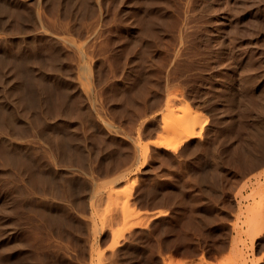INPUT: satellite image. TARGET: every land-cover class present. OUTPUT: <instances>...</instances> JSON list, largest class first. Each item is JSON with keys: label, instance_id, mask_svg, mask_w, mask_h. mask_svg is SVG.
<instances>
[{"label": "rangeland", "instance_id": "obj_1", "mask_svg": "<svg viewBox=\"0 0 264 264\" xmlns=\"http://www.w3.org/2000/svg\"><path fill=\"white\" fill-rule=\"evenodd\" d=\"M0 3V109L21 118L1 135L54 179L26 154L9 177L0 159L8 242L28 235L32 264H264V234L252 250L246 232L264 163L244 155L264 123V0ZM182 112L200 118L183 144L162 129Z\"/></svg>", "mask_w": 264, "mask_h": 264}, {"label": "bare ground", "instance_id": "obj_2", "mask_svg": "<svg viewBox=\"0 0 264 264\" xmlns=\"http://www.w3.org/2000/svg\"><path fill=\"white\" fill-rule=\"evenodd\" d=\"M11 7L9 8L7 5H3L0 3V22H3L4 18L6 17L7 12L9 10H11ZM37 14L39 15V12H37ZM39 16H37L38 19H40L42 17V16L41 17H39ZM62 40H63L62 42L64 44H66V46L71 47L76 52H78L81 61L85 60L84 59L85 54H83V51L79 45H77L74 41H71L70 39L65 38V37H63ZM84 63H85V61H84ZM81 67H83V65ZM84 69H86V68H84ZM87 77L88 76L86 75V70H83L82 73H80L79 81H80L81 86L83 87L82 90H84L85 94L88 97V96H91L90 94H91L92 90L90 89L91 86L89 85L90 83H88L89 81H88ZM251 95H253V94H251ZM4 97H2V98H4ZM178 98H179L178 96L174 95L173 97H171L169 99V102L172 103L171 108H173L172 111H170L171 113H174L173 111H174L175 107H177V109H178L177 103H179V105H180V102H182V100L178 99ZM0 105H2V103ZM6 105H7V103H6ZM182 106H183V104H182ZM256 106H258V105H256ZM93 107H95V106H93ZM0 108L2 109V107H0ZM179 108H181V107H179ZM183 108H184V106H183ZM259 108H261L260 112L262 110H264V104L262 102L260 103ZM185 109H186V104H185ZM8 110H9V107H8ZM13 110H14V108H13ZM181 110H182V108H181ZM15 111H11V112H9V111L8 112H2V110L0 111V131H1V133H0V159L4 158V160H5L4 161L5 163L3 166H6V167L11 166L9 168L10 170L6 171V175L9 177H21V173L19 172V170L16 171V170H14V168H17L18 166L21 165L20 163H23V162H21V160H22L21 155L26 154L27 157H29V159L31 161V167L33 168L32 169L33 170L32 176L35 178H39V179L43 180L47 184H53L54 179H53L52 166L48 165L49 163L47 164L44 160H42V158L39 156V153H38V152H40V150L31 151L32 149L31 150L29 149V145L24 146L23 143H21V145L19 143H18L19 145H16V144L13 145L12 143L10 144L6 141L7 137H6V139H4L5 136L1 135V134L7 133L6 132V126L13 127V126H17L18 124H20L21 118L19 117V115ZM178 111H176V112H178ZM187 111L190 112L191 109L189 108ZM182 113H183V115H181L177 118H169L168 120L167 119L163 120L164 125H162V129L166 130V133H164V134H166V136H168L167 134L178 135L180 137V139H183V141L181 142L183 144L185 141H187L189 139L197 138L199 136L200 132L196 131V126L200 123V118L197 115L194 116L193 118H191L188 114H186V113L184 114V112H182ZM178 114H181V113H178ZM251 133L253 134L254 139H252V137H250L248 140L246 139L247 142H246V150H245L244 155L246 156V159L248 160V159H253L255 154H258V159H260L261 163H264V123L255 122V124L253 125V127L251 129ZM48 134H50V133H48ZM50 139H51V137H50ZM60 140H62V138ZM163 142H165V141H163ZM163 142H160L161 146H162V144L164 145ZM171 143H172L171 141L168 143L165 142V144H166L165 147L166 148L170 147L172 145ZM60 144L62 147L65 146L64 141H60ZM145 152H146V150H145ZM145 154L146 153H144V155ZM56 172H57V170H56ZM261 177H262V175H261ZM256 184L259 185V187L261 188V192L264 191V179H261V178L258 179ZM244 198H246V197H244ZM261 200H264V197H262ZM260 203L264 204V201H260ZM61 209H62V206H57L56 208L50 209L49 215H54L56 211L60 212ZM4 214H5V207L0 204V264H32L31 260L37 256L38 252H37V249L35 248V246L33 245V243H31L28 235H26V234H25V236H24V234L22 235L21 239L22 240L24 239V241L21 244V246H18L19 244L10 243L3 237L4 229L6 227V223L2 220V217L4 216ZM29 221H30V219H29ZM250 222H251V225L249 226V228H247L248 230L246 232L248 235H250L251 244H252V246H250V247H252L251 249L254 250V247H255L257 240L259 238H261V236L264 234V209H259L258 211H256V214L250 220ZM242 237H243V235H242ZM240 242H241V240H240ZM243 242H245V241H243ZM246 243H244V245L243 244L242 245L245 247ZM242 250H243V248H242ZM17 252H19V253H17ZM15 253H16V255L14 256L13 254H15ZM242 257H243V255H242Z\"/></svg>", "mask_w": 264, "mask_h": 264}]
</instances>
